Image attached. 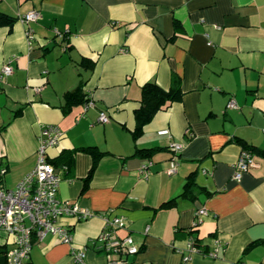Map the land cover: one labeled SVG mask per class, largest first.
Segmentation results:
<instances>
[{"label":"crops","instance_id":"0c3cea01","mask_svg":"<svg viewBox=\"0 0 264 264\" xmlns=\"http://www.w3.org/2000/svg\"><path fill=\"white\" fill-rule=\"evenodd\" d=\"M29 10L39 19L0 25V67H12L0 80V183L13 188L32 169L41 125H55L62 135L46 155L57 196L95 215L60 219L71 243L46 235L22 264H75L80 249L86 264H115L118 255L96 249L108 210L139 246L122 264H264V244L244 251L264 240V159L253 154L257 166L232 178L241 142L264 150V0H0L10 17ZM145 82L179 94L133 140ZM78 84L93 106L65 109ZM173 143L182 146L175 154ZM86 147L103 153L92 170ZM136 147L157 149L139 156ZM191 172L200 189L180 197ZM199 208L207 215L189 234ZM189 235L203 248L183 261ZM215 239L223 250L211 258Z\"/></svg>","mask_w":264,"mask_h":264},{"label":"built area","instance_id":"2783aa9c","mask_svg":"<svg viewBox=\"0 0 264 264\" xmlns=\"http://www.w3.org/2000/svg\"><path fill=\"white\" fill-rule=\"evenodd\" d=\"M37 10H29L17 17L25 24L39 19ZM27 44L30 46L33 38V31L30 27L25 29ZM12 67L10 60L5 61L0 67V80L10 75ZM93 103L88 100L84 107H91ZM235 102L230 99L226 108H235ZM98 122L105 123L108 117L105 112L100 111L97 117ZM159 134L168 135V130L159 131ZM62 133L55 125H41L37 136L36 159L32 169L27 172L13 188H5L0 183V247L4 246L6 264H22L29 257L34 241L52 235L62 242L70 244L72 240L70 228L59 223L60 219L71 217L78 221L91 218L95 214L84 207H80L76 202L62 200L57 196V186L59 177L49 162L46 151L48 148L58 144ZM181 144L173 143L170 147L175 154L181 149ZM175 161H170L167 173H173ZM257 165L253 155L241 150L236 162L233 164L232 178L238 180L243 173ZM147 166L142 165L140 172L147 175ZM3 169L0 170V175ZM103 220V227L96 237L98 251L106 255L115 254L120 258L115 260V264L124 263L126 256L134 255L139 246L134 243L129 235L120 236V230L125 229V221L121 216H116L110 210L100 214ZM207 215L205 208H199L194 212L191 224L193 229L197 228L202 221V217ZM193 245V237L189 235L187 239V253L183 256V261L190 259L189 253L197 252ZM219 250H223V244L218 239L213 241V247L206 252L211 258L218 256ZM71 258L75 264H86L83 249L72 250Z\"/></svg>","mask_w":264,"mask_h":264},{"label":"trees","instance_id":"16d2710c","mask_svg":"<svg viewBox=\"0 0 264 264\" xmlns=\"http://www.w3.org/2000/svg\"><path fill=\"white\" fill-rule=\"evenodd\" d=\"M17 20V18L10 17L6 13L0 11V25L8 24L10 25L12 22ZM174 86V85H173ZM178 88L171 87L167 90L160 87L155 82H145L140 87V98H139V106L134 110L133 117H134V127L131 130V136L133 140L137 139L142 134L143 126L148 123L153 115L159 111L166 108L174 99L178 96ZM65 101V109H69L74 104L86 103L88 98L85 96L84 92L82 91V85L78 84L76 88L72 91H67L63 95ZM241 142V141H240ZM241 144V150L247 151L251 155L257 153L262 156L264 159V150L258 151L255 147L251 145H247L243 142ZM157 148H137L135 149L134 154L139 156H150ZM80 151L88 152L93 157V163L91 165V170L94 168L96 161L99 156L103 153L100 151L95 150L93 147H86L80 148ZM49 160V159H48ZM52 164V162L49 160ZM53 165V164H52ZM195 173L191 172L186 176L185 182L182 187V191L180 193V197L193 199L196 196L197 189L200 188L196 187L195 180H194ZM174 201L170 199L164 202L162 205H167L170 202ZM196 230L193 227H190L188 230L189 234ZM264 244V240H257L249 243L244 251L249 250L255 244ZM193 245L196 246L198 249L203 248V246L199 243V241L193 237ZM5 251L6 248L4 246L0 247V264H6L5 259Z\"/></svg>","mask_w":264,"mask_h":264}]
</instances>
